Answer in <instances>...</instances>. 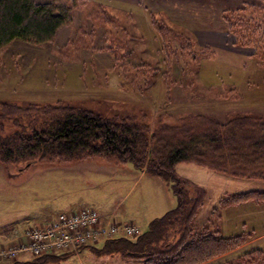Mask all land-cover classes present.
<instances>
[{"label":"rangeland","instance_id":"obj_1","mask_svg":"<svg viewBox=\"0 0 264 264\" xmlns=\"http://www.w3.org/2000/svg\"><path fill=\"white\" fill-rule=\"evenodd\" d=\"M84 1L74 11L73 21L62 26L53 41L35 45L15 40L0 47V103L26 106L69 101L104 117L132 114L154 126L160 120L176 123L177 116L187 113H206L221 122L249 114L264 118V60L253 56V48L236 45L222 15L223 10L245 2L264 5L263 0ZM149 11L190 40L173 37V53L167 56ZM204 47L214 48L213 56L195 59L193 53L184 52ZM112 51L120 55V62ZM123 168L105 157L25 168L0 164V224L8 227L0 246L17 242L28 226L39 225L34 221L50 212L91 206L117 222H131L142 233L154 218L176 207L170 186L160 195L146 183L147 177L127 176ZM126 168L133 169V164L127 163ZM176 174L208 190L194 219L197 228L219 229L223 237L247 233L242 246L206 264L234 260L255 248L264 251V238L253 243L260 232L240 230L241 220L248 221L242 218L248 212L231 205L221 209L219 218L212 215L225 193L264 191V181L236 179L193 163L179 164ZM160 204L164 208L157 210ZM257 206L258 214L263 213L264 203ZM225 210L229 212L226 217ZM231 217L236 224H231ZM14 225L21 228L12 230ZM84 249L49 264H147ZM20 257L32 258L30 254Z\"/></svg>","mask_w":264,"mask_h":264},{"label":"trees","instance_id":"obj_2","mask_svg":"<svg viewBox=\"0 0 264 264\" xmlns=\"http://www.w3.org/2000/svg\"><path fill=\"white\" fill-rule=\"evenodd\" d=\"M84 2L0 0V47L15 40L35 45L53 41L59 29L73 21L74 11ZM149 14L167 56L173 53V37L181 42L190 40L157 19L153 12ZM222 15L236 45L253 48V56L264 60V5L245 2L244 6L223 10ZM188 48L184 52L193 53L195 59L215 53L211 47L198 51ZM112 55L120 62L119 54L112 51ZM169 75L164 72V76ZM176 118V123L160 120L154 126L152 121L144 122L136 115L104 117L69 101L26 106L0 103V164L25 168L95 157L108 158L116 165L131 162L134 168L170 186L177 205L154 218L147 230L135 238L107 239L101 247L91 248L147 264H204L242 246L247 233L223 237L219 229L197 228L194 219L207 200L208 190L177 175L176 167L193 163L237 179L264 181V118L249 114L221 122L206 113ZM253 201L264 203V191L225 193L212 215L219 218L222 208ZM65 255L19 258L11 264H49L68 256ZM238 255L218 264H264L261 249Z\"/></svg>","mask_w":264,"mask_h":264},{"label":"built area","instance_id":"obj_3","mask_svg":"<svg viewBox=\"0 0 264 264\" xmlns=\"http://www.w3.org/2000/svg\"><path fill=\"white\" fill-rule=\"evenodd\" d=\"M35 224V223H34ZM39 225L28 226L19 240L0 246V263L58 252L78 254L83 247L117 237L134 238L141 233L131 222H117L114 217L91 206L63 210Z\"/></svg>","mask_w":264,"mask_h":264},{"label":"crops","instance_id":"obj_4","mask_svg":"<svg viewBox=\"0 0 264 264\" xmlns=\"http://www.w3.org/2000/svg\"><path fill=\"white\" fill-rule=\"evenodd\" d=\"M123 167H124L123 169H124L125 173H127L126 174L127 176L132 175V176L137 177V178H140V179H143L144 177H147L146 178V183L150 187H153V188L159 190L160 191V195H163V192L166 191V189H168V187L166 186V184L164 183V181L161 180L160 178L150 176V175H148L144 171H139L138 172L137 169L134 168V166H133V169L134 170L133 169H130V168H126V165H123ZM163 205L160 204L159 207L157 208V210H162L164 208ZM257 205H262V204H258V203L255 204V202L253 201V202H245V203H242L241 205L234 206V209H240V210L244 211V214L246 212H248V213L245 214V217H242V218H247L248 221L247 220H243L241 218L242 219L241 220L242 221V225H240V230L241 231H246V229L247 230L252 229L254 231L253 233H255V234L257 232H260V234H258L256 236V239L253 240V243H255V241H257V240L261 241L264 238V229H263L264 228V220L257 219L259 216L264 217V210H263V213L258 214L259 213V210H257V207H258ZM227 209H230V208H227ZM225 211L226 212H224V213H226V215H225V217H226L227 214H229V212L227 210H225ZM254 212H257V213L253 216V213ZM53 215H55V214L52 213V212H50V213H48V215L45 218H38L34 222H42L43 220H45V219H47V218H49V217H51ZM236 215H235V219H239ZM25 221L28 222V219L27 220H24V222ZM230 221H231V224H233V225L236 224V222L234 221V219L232 217L230 218ZM236 221H238V220H236ZM2 226H3V223L0 224V240H4L3 238H7L6 235H7V229H8V227H2ZM19 227L20 226L14 225L13 228H12V230L14 228H19ZM259 228L261 230H263V232H261ZM86 249L88 250L89 247L85 248L84 250H86Z\"/></svg>","mask_w":264,"mask_h":264}]
</instances>
